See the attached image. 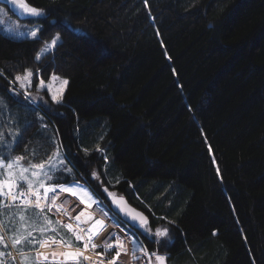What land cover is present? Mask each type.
<instances>
[{
	"label": "trees",
	"instance_id": "1",
	"mask_svg": "<svg viewBox=\"0 0 264 264\" xmlns=\"http://www.w3.org/2000/svg\"><path fill=\"white\" fill-rule=\"evenodd\" d=\"M27 3L45 10L43 30L37 40L0 32V96L13 102L6 83L25 68L69 84L62 105L43 109L40 126L20 127L21 142L0 153L61 143L74 177L58 173L52 184L85 183L115 216L96 171L101 187L151 225L160 216L176 222L174 243L160 250L167 264H264V0ZM57 33L58 45L36 62Z\"/></svg>",
	"mask_w": 264,
	"mask_h": 264
},
{
	"label": "snow or ice",
	"instance_id": "2",
	"mask_svg": "<svg viewBox=\"0 0 264 264\" xmlns=\"http://www.w3.org/2000/svg\"><path fill=\"white\" fill-rule=\"evenodd\" d=\"M13 6L20 10L21 15H28L34 18H39L45 16V10L31 6L27 3V0H8ZM147 0H145V7H147ZM0 11H3L0 9ZM151 15V13H149ZM19 25H12L6 31L14 33L16 37H31L33 40L39 39V33L43 30L42 26L37 25L35 28L21 32L19 31ZM213 27V25H209ZM157 35L159 33L157 32ZM59 33L56 34L50 41H45L42 47L36 52L34 60L40 62L42 58L52 52L54 48L60 42ZM40 70L37 69L35 74L39 75ZM0 75H3V70L0 69ZM34 72L30 68H25L23 73H17L14 78L9 81L10 84H19V89L12 88L15 94L19 95V91H24V99L30 103L35 104L37 100L43 101V104L48 105L49 101L45 100L43 95H40V90L47 87V92L50 96V101L55 105H62L64 99V93L66 91L69 81L67 79H61L60 77L53 74L49 77V83L45 85L43 79L40 80L37 87V94L32 95L28 89L32 86V79ZM56 81H59V87L54 90L53 85ZM62 115V114H61ZM38 119H43L37 114ZM42 129L47 131V125L42 124ZM13 135V145H2L4 141V133L0 131V145L7 147L8 151L13 150L14 145H18L21 142V134L19 131L12 133ZM59 136L57 131L56 137ZM56 137H53V142H56ZM85 155H88L89 150L84 149ZM96 151H103L97 146ZM105 161L108 160L107 156H104ZM28 160L24 155L5 156L3 153H0V214L4 210H8L10 216L18 215L19 216V226L15 228V231L11 236L5 237L3 233L5 231H10L7 228L5 221H0V247L8 248V240L11 241V248L16 249L21 258V264H29V257L27 253L23 250L24 247L35 245L39 243L41 247H45L48 244L47 240H37L33 233L39 231L40 233H45L48 231V228L37 227L36 219H42L45 224L51 225L52 221L49 220L47 212H52L53 209L56 212H62L65 216H68L69 219H74L76 227L74 228L72 223L63 224L60 221L56 223L60 224L61 227L65 228L72 234L74 241L71 238L61 237L60 241L53 240V243H63L66 247L72 248L75 246L76 242H83V249L76 247L75 251L65 252L64 260L60 261L59 264H68V261L74 262V264H81V257L84 261H88V264H104L107 253L112 250H115V255L112 257L108 264H117L118 258L121 253L127 254L129 249L127 244H131V255L133 260H138L142 257L146 258V264H166V255H161L159 249L167 248L174 243V236L172 235L175 228L176 222L174 220H169L166 216L157 217L158 220L165 221L164 224L157 226L153 231L149 227V219L144 216L143 213L137 212L134 209H131L124 197L117 196L114 192H109L107 188L104 191L107 193L108 197L111 198L112 204L116 205L119 208V211L124 213L127 216H130L133 221L138 222V227L142 230L143 235L149 240V242H154L157 245V250L149 252L147 246L143 244L142 241L138 240L134 235H128L125 233L124 237H121L119 234L112 232L109 233L103 240L101 244L94 242V239L99 237L102 232L107 228V225L104 222V219H95L94 213L87 211V209H92L93 206H96V209L101 213L105 218L112 219L113 223L117 226L119 221H116L114 217H109L108 213L100 207V201H98L91 189L86 186L85 183H80L79 181L73 178V181L69 185L64 184H52L51 182L57 178L58 173L65 175H73V168L69 165L71 161L68 159L67 155L63 151V145L57 142V146L51 155L48 156L46 161L40 163H32L28 161L27 166L22 163L23 161ZM213 163L215 161L213 160ZM30 173V175H28ZM217 175H219V168L217 167ZM93 180H100V174L96 171L91 173ZM119 179L116 180V183H119ZM26 185V188L23 187ZM41 189L43 192L41 193ZM59 190V191H57ZM49 193H52L50 196ZM60 193H70L72 196L79 199L80 204L85 205V209L79 211V213L72 217L71 213L67 211L64 207L68 203L67 200L57 203L58 196ZM35 197V199H32ZM46 201H50L47 203ZM16 208L18 211L15 214L11 213V209ZM33 209L38 210L35 213L36 219H32L27 215ZM83 218V220H82ZM31 220V223L28 221ZM94 221V222H93ZM92 222L91 226L87 229L81 228L80 224ZM13 223H15L13 221ZM172 225L173 228L168 227ZM31 229V230H29ZM79 229V231H77ZM55 231V229H53ZM124 231V229H121ZM213 235H216V232H213ZM97 248H102V252H95ZM85 251H91L95 253L96 259H93L91 256L84 255ZM137 253H140L141 256H137ZM5 257L15 264L16 257L11 251L5 252L0 250V264H6ZM43 257V260H41ZM47 260V256L44 253L37 251L36 253V262L37 264H44V261Z\"/></svg>",
	"mask_w": 264,
	"mask_h": 264
},
{
	"label": "rangeland",
	"instance_id": "3",
	"mask_svg": "<svg viewBox=\"0 0 264 264\" xmlns=\"http://www.w3.org/2000/svg\"><path fill=\"white\" fill-rule=\"evenodd\" d=\"M0 9H2L3 11H0V32L8 37L11 38H15V39H19V38H31V37H16L14 35V33L8 32L6 31L7 29H9L12 25H19V31L21 32H26L29 31L33 28H35L37 25H40L39 22V18H34L28 15H21L20 10H18L15 6H13L11 3L6 2L5 4L0 3ZM54 36H56V34L52 35L49 39H47L46 41H50ZM44 44V42L42 43V45ZM42 47V46H41ZM24 69H22V71L18 72V73H23ZM34 72V76L32 79V86L30 89H28V91H30L32 93V95H36L37 94V85L40 82V78H38V76L35 74ZM17 74V73H16ZM15 74V75H16ZM53 74H55L56 76L60 77L61 79H66L65 77L57 74V73H51L49 77H51ZM49 77L47 80L45 81V85H47L50 81H49ZM34 80H36L35 82H33ZM8 91L7 93L11 96V100L13 102H6L3 98L4 96H0V131L6 130L10 133H14L16 131H18V129L20 127V131L22 129V133L25 131V129L27 128V126L33 122L36 121L37 124L40 126V124L43 122L41 119L37 118V114H39L40 117H43L41 115V112L43 109L45 110H49V112H52L53 110V105L51 101H50V96L47 92V87L43 88L40 90V95H43L45 100H48L49 103L48 105H44L43 101L37 100L35 104L30 103L28 101H26L24 99V91L20 90L19 91V95L15 94L13 91H11L12 88H17L19 89V84H10L9 81L6 83ZM59 87V81H56L53 85L54 90L56 88ZM6 92V91H5ZM3 127V130H1ZM40 128V127H39ZM19 131V132H20ZM13 141H8L5 138L4 135V141L2 142V144H11ZM43 144H45L43 142ZM56 146L49 148V147H41V150H37L36 148L33 147V151L29 152L27 155H24L28 158V160L23 161L22 163H24L25 166H27L28 161H31L32 163H40L42 161H46L48 156L52 154V152L55 150ZM70 166V165H69ZM71 167V166H70ZM30 175V173L28 174ZM82 183V182H80ZM98 183V184H97ZM96 183V186H98L100 189H102V187L100 186V181L98 180ZM64 184V183H62ZM71 183H66L64 185H69ZM58 185V184H55ZM104 191V189H102ZM41 191H43V189H41ZM59 191V190H57ZM92 191V190H91ZM161 191V190H160ZM158 193H153V197L156 199V201L161 200L162 199V194L164 193V191ZM93 192V191H92ZM95 198L100 201V207L103 208V210L105 212L108 213L109 217H114L116 221H119V225L117 226L116 224L113 223L112 219H108L105 218L101 215V213L96 209V206H93L92 209H87V211L94 213V218L95 219H104L105 224L107 225V228L104 232L101 233V235L97 238L94 239V242L97 244H101L104 240V238L112 232H115L117 234H119L121 237L125 236V233H127L128 235H134L137 239L138 236L136 234V230L135 228H131L125 224H123L120 219L114 214L109 211L104 203L101 201L100 198H98V196L93 192ZM104 194L106 195L105 197L108 199L110 197H108L107 193L104 191ZM49 195L51 196L52 193H49ZM67 200L68 203L64 205L65 209L67 211H69L72 215V217H75L79 211L84 210L85 209V205L80 204L79 199L77 197L72 196L70 193H60L58 196V200L57 203H61L62 201ZM48 203H50V201H48ZM146 209H148V212H150V208H151V204H146L145 206ZM16 208H13V211H11L12 214L17 213ZM37 212L36 209H33L31 212L27 213V215L29 217H31L32 219H36L35 213ZM3 214V213H2ZM0 214V221H4V219H6L7 221V228L10 229V233L7 231H5L3 233V235H5V237L11 236L13 234V232L15 231V228L19 226V216L18 215H5V214ZM49 220L52 221L51 225L45 224V222L42 219H36V226L37 227H45L48 228V231L45 233H40L39 231L34 232L33 235L34 237L39 241V240H47L48 244L45 247H41L39 243H36L35 245L32 246H28V247H24V249H26L28 252L27 255L29 257V264H37L36 262V253L37 251L44 253L47 256V260L44 261V264H59L60 261L64 260V253L68 252V251H75L76 247H79L81 249H83V242H76L75 246L72 248H68L66 247L63 243H53L52 241H60L61 237L67 239V238H71L74 241V237L72 236V234L70 232H68L67 229L61 227L60 224L56 223L57 221L62 222L63 224H67V223H72L74 228L76 227V221L74 219H69L68 216H65L62 212H56L55 209H53L52 212H47L46 213ZM151 216V215H150ZM149 219V227L153 229V231L155 230V228L157 226H160L162 224L165 223V221L160 222L156 225H151V217L148 218ZM83 220V218H82ZM170 220V219H169ZM13 221L15 223H13ZM94 222V221H93ZM28 223H31V220L28 221ZM92 222H88V223H82L80 224L81 228H85L87 229L88 227L91 226ZM168 227L171 228V225H168ZM53 229H55V231H53ZM121 229H124V231H121ZM140 229V228H139ZM31 230V229H29ZM77 231H79V229H77ZM142 231V230H141ZM139 240V239H138ZM7 243L9 244L8 248H3L0 247V250H3L5 252H9L11 251L13 253V255H15L16 260H15V264H21V258L19 256V253L16 249L11 248V241L8 240ZM127 247L129 249L128 253H121L120 257L118 258V262L122 263V264H130L133 263L135 264L137 262V260H133L132 259V255H131V244H127ZM163 248L159 249V253L161 255H166L165 252L160 251ZM157 250L154 249V251ZM103 249L102 248H97L95 250V252H102ZM109 256H114L115 255V250L110 251L109 253H107ZM140 253H137V256ZM84 255L87 256H91L93 259L96 258L95 253L91 252V251H85ZM167 257V256H166ZM109 258V257H108ZM81 264H88V261H84L83 258L81 257ZM6 260V264H13V262L11 260H9L7 257H5ZM41 260H43V257H41ZM68 264H74V262L72 261H68Z\"/></svg>",
	"mask_w": 264,
	"mask_h": 264
},
{
	"label": "water",
	"instance_id": "4",
	"mask_svg": "<svg viewBox=\"0 0 264 264\" xmlns=\"http://www.w3.org/2000/svg\"><path fill=\"white\" fill-rule=\"evenodd\" d=\"M1 1H4V2H8V0H1ZM117 196H122L124 197V199L126 200L127 202V205L131 208V209H134L135 211L137 212H141L143 213L144 216L148 217V214L145 213L142 209L140 208H137L136 206H134L133 204H131L129 202V200L123 195V194H117ZM111 199V198H110ZM110 205H111V209L112 211L115 213V215L126 225L130 226V227H136L138 226V222L136 221H133L132 218L130 216H127L125 215L124 213L120 212L119 211V208L116 207V205H113L112 204V200H110ZM167 264V262H166Z\"/></svg>",
	"mask_w": 264,
	"mask_h": 264
},
{
	"label": "built area",
	"instance_id": "5",
	"mask_svg": "<svg viewBox=\"0 0 264 264\" xmlns=\"http://www.w3.org/2000/svg\"><path fill=\"white\" fill-rule=\"evenodd\" d=\"M32 199H35V197H32ZM149 252H151V251H149ZM138 256H141V254H139ZM108 257H109V258H108ZM96 258H97V257H96ZM96 258H95V259H96ZM111 259H112V256H109V255L107 254L106 259H105V261H104V264H108V261H110ZM117 264H122V263L117 262ZM130 264H133V263H130ZM135 264H146V258H144V257L141 256V258L138 259L137 262H136Z\"/></svg>",
	"mask_w": 264,
	"mask_h": 264
},
{
	"label": "crops",
	"instance_id": "6",
	"mask_svg": "<svg viewBox=\"0 0 264 264\" xmlns=\"http://www.w3.org/2000/svg\"><path fill=\"white\" fill-rule=\"evenodd\" d=\"M25 187H26V185H24ZM11 211H13V208L11 209ZM14 211H18L17 209L16 210H14ZM3 214H5V215H10L9 214V211L6 209V210H4V212H3ZM2 214V215H3ZM4 221L6 222V224H7V221H6V219H4ZM7 232V231H6ZM9 233H10V231H8ZM24 251L25 252H28L26 249H24Z\"/></svg>",
	"mask_w": 264,
	"mask_h": 264
},
{
	"label": "flooded vegetation",
	"instance_id": "7",
	"mask_svg": "<svg viewBox=\"0 0 264 264\" xmlns=\"http://www.w3.org/2000/svg\"><path fill=\"white\" fill-rule=\"evenodd\" d=\"M0 3L5 4L6 2L0 0ZM102 189H104L103 186H102ZM109 192H111V191H109ZM107 201H108V203L110 204V198H108ZM148 218H149V217H148ZM127 226H128V225H127ZM137 227H138V226L133 227V228L137 229Z\"/></svg>",
	"mask_w": 264,
	"mask_h": 264
}]
</instances>
